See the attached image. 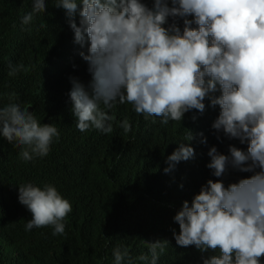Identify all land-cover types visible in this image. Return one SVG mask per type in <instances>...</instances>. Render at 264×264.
Listing matches in <instances>:
<instances>
[{
  "label": "clouds",
  "instance_id": "1",
  "mask_svg": "<svg viewBox=\"0 0 264 264\" xmlns=\"http://www.w3.org/2000/svg\"><path fill=\"white\" fill-rule=\"evenodd\" d=\"M53 6L64 10L91 75L87 88L70 78L68 96L80 132H112L113 116L101 104L110 109L127 102L137 114L160 117L161 124L181 122L193 109L202 114L206 99L209 107L218 106L211 123L217 140L222 133L246 149L229 144L224 154L208 147L206 167L217 179L201 185L190 203L182 202L173 217L179 233L172 235L177 246H195L201 253L219 250V255L202 256V264H262L264 0H151L150 6L144 0H54ZM45 8L46 0H32L21 26ZM29 107H0V138L18 146L25 161L47 156L60 137L54 124H42ZM121 127L130 131L126 120ZM198 135L206 143L203 133ZM192 139L188 131L185 143L167 156L166 174L193 158L187 143ZM230 171L250 175L226 185L223 177ZM17 199L31 213L26 232L53 226V235L64 234L72 205L54 185H18ZM144 243L151 258L142 254L138 259L146 264H157L169 246L167 240ZM112 256L113 264H136L128 248L115 247Z\"/></svg>",
  "mask_w": 264,
  "mask_h": 264
},
{
  "label": "trees",
  "instance_id": "2",
  "mask_svg": "<svg viewBox=\"0 0 264 264\" xmlns=\"http://www.w3.org/2000/svg\"><path fill=\"white\" fill-rule=\"evenodd\" d=\"M144 2L151 5V0ZM53 4L46 0L45 10L21 26L32 0H0V107L30 106L37 120L54 124L60 133L47 156L30 161L20 157L18 146L0 138V264H113L115 247L128 248L136 264H146L138 259L142 254L151 258L144 242L157 240L169 242L157 264H202V256L219 255L218 249L201 253L195 246H177L172 232L178 234L179 226L173 217L201 185L217 179L206 167L208 147L227 154L229 144L242 150L247 145L222 133L217 140L211 123L219 108L209 107L207 99L202 114L193 109L181 122L168 124L135 113L127 102L110 109L101 104L113 116L112 132H80L68 96L70 78L87 88L91 75L64 10ZM74 20L79 26L78 15ZM12 68L16 71L10 75ZM125 120L128 132L121 127ZM188 131L194 137L187 142L193 158L166 174L167 156L185 143ZM199 133L206 143H200ZM248 175L230 171L223 180L227 185ZM29 182L54 185L71 203L64 234L53 235V226L25 231L31 213L17 197L18 185ZM259 259L264 264V255Z\"/></svg>",
  "mask_w": 264,
  "mask_h": 264
},
{
  "label": "water",
  "instance_id": "3",
  "mask_svg": "<svg viewBox=\"0 0 264 264\" xmlns=\"http://www.w3.org/2000/svg\"><path fill=\"white\" fill-rule=\"evenodd\" d=\"M31 110H32V109H31V107H29V108H28V111H30V112H31Z\"/></svg>",
  "mask_w": 264,
  "mask_h": 264
}]
</instances>
